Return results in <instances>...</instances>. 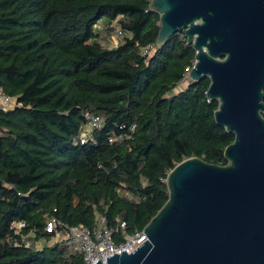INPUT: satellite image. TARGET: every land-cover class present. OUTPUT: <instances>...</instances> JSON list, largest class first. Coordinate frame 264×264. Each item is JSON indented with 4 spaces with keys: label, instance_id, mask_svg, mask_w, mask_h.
I'll list each match as a JSON object with an SVG mask.
<instances>
[{
    "label": "trees",
    "instance_id": "obj_1",
    "mask_svg": "<svg viewBox=\"0 0 264 264\" xmlns=\"http://www.w3.org/2000/svg\"><path fill=\"white\" fill-rule=\"evenodd\" d=\"M151 2L0 0V90L17 101L0 109V264H84L48 245L50 219L135 235L168 201L178 164L228 165L235 136L216 123L210 80L175 92L196 51L183 32L157 48ZM87 113L103 123L82 144Z\"/></svg>",
    "mask_w": 264,
    "mask_h": 264
},
{
    "label": "water",
    "instance_id": "obj_2",
    "mask_svg": "<svg viewBox=\"0 0 264 264\" xmlns=\"http://www.w3.org/2000/svg\"><path fill=\"white\" fill-rule=\"evenodd\" d=\"M151 9L157 48L185 34L196 51L189 85L210 80L216 123L235 139L226 166L178 164L147 240L106 264H264V0H152Z\"/></svg>",
    "mask_w": 264,
    "mask_h": 264
},
{
    "label": "built area",
    "instance_id": "obj_3",
    "mask_svg": "<svg viewBox=\"0 0 264 264\" xmlns=\"http://www.w3.org/2000/svg\"><path fill=\"white\" fill-rule=\"evenodd\" d=\"M121 35L119 31L117 38ZM152 46L149 49H154ZM147 51H145L146 53ZM190 69L186 76H189ZM186 78V77H185ZM16 99L3 94L0 90V109L5 111L12 110L16 106ZM87 124L83 127L79 140L82 144L86 143L95 129L102 127L103 120L100 116L87 113ZM135 127H132L131 132H134ZM119 139H123L120 137ZM117 139H111L114 142ZM25 224L18 223L15 229L19 232ZM121 228H126V223L121 224ZM46 231L50 234L56 235L53 240H59L62 243L72 247L75 251L83 256L84 264H96L99 259H102V264H106V258L115 254L121 255L123 252L132 253L139 248L147 239L144 230L135 235H127L125 233L119 234V228H112L108 226L105 219H99L95 226L91 228L77 226L68 227L62 225L56 219H50ZM41 245V243H39ZM31 242H27L30 246Z\"/></svg>",
    "mask_w": 264,
    "mask_h": 264
},
{
    "label": "rangeland",
    "instance_id": "obj_4",
    "mask_svg": "<svg viewBox=\"0 0 264 264\" xmlns=\"http://www.w3.org/2000/svg\"><path fill=\"white\" fill-rule=\"evenodd\" d=\"M110 33V32H109ZM106 38H109L110 40L109 41H106L107 44L110 45V47H115L118 43H119V40L117 38V35L112 33V34H108L105 35ZM189 85V76H186V78L184 79V81L175 89V92L178 93L184 89H186ZM57 243V240H50L49 244L50 246L54 245ZM39 247H42V245H39Z\"/></svg>",
    "mask_w": 264,
    "mask_h": 264
},
{
    "label": "crops",
    "instance_id": "obj_5",
    "mask_svg": "<svg viewBox=\"0 0 264 264\" xmlns=\"http://www.w3.org/2000/svg\"><path fill=\"white\" fill-rule=\"evenodd\" d=\"M117 46V45H116Z\"/></svg>",
    "mask_w": 264,
    "mask_h": 264
}]
</instances>
